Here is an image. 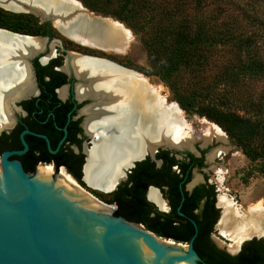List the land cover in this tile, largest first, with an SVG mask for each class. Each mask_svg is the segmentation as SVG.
Here are the masks:
<instances>
[{
	"label": "bare ground",
	"instance_id": "obj_1",
	"mask_svg": "<svg viewBox=\"0 0 264 264\" xmlns=\"http://www.w3.org/2000/svg\"><path fill=\"white\" fill-rule=\"evenodd\" d=\"M38 6H46L50 11L60 9L62 20L60 22L53 19V24L64 34L73 33L76 37L79 36L77 30H82L98 32L106 37V42L103 41L102 44L84 46L109 51L110 44L118 42L124 32L119 24L107 19L100 21L94 18L91 23L84 22L81 19L82 14L78 11L81 5L74 0H41ZM43 46L44 42L39 38L22 39L0 32V92L3 114L7 121V100L18 99L33 92L31 82L29 83L30 70L26 58L43 49ZM53 52L51 45L50 55ZM67 63L71 64L75 76L82 81L76 88L78 98L90 97L96 100L93 107L85 109L87 118L84 124L86 132L97 137L93 148L87 152L88 163L85 168L86 183L93 189L107 192L109 183L111 185L119 180V167L123 168L129 159L139 157L147 150L153 152L157 146L191 149L195 140L203 142L204 146L213 138L226 141L223 133L215 126L210 125L196 132L186 124L176 105L165 104L163 98L148 96L152 88H148L142 75L132 70L107 60L72 53ZM16 79L24 82L23 88L20 86L14 91L3 88L8 81ZM64 91L60 90V95H63ZM183 128L188 130L184 132ZM53 175L51 165H42L37 168L34 177L62 184L102 209L85 195V190L62 169L56 174V180ZM149 197L163 207V203L156 200L155 191H151ZM217 204L223 209L217 229L231 242L228 251L235 252L241 242L249 238H264V207L261 203L250 204L248 210H242L225 195H220ZM110 208L107 207L103 211L108 214ZM180 246L183 249L177 251L186 252V245Z\"/></svg>",
	"mask_w": 264,
	"mask_h": 264
},
{
	"label": "water",
	"instance_id": "obj_2",
	"mask_svg": "<svg viewBox=\"0 0 264 264\" xmlns=\"http://www.w3.org/2000/svg\"><path fill=\"white\" fill-rule=\"evenodd\" d=\"M39 1L41 0H0V8L12 13L31 14L40 22H49L55 27L53 19L60 22L62 20L60 9L50 11L49 8H45L46 6L39 7ZM78 11L82 14L81 19L86 23L93 22L94 18L100 21L110 19L97 16L82 5ZM55 28L67 39L82 46L106 42V37L98 32L77 30L79 36L74 37L73 33L67 35L59 28ZM0 32L22 39L39 38L44 44L47 42V39L42 37L14 33L1 28ZM25 133L28 131L25 130L21 134L22 150L5 151L0 155V264H198L201 262L192 244L197 232L194 222L195 233L189 243L158 237L146 230L142 224L115 216L109 204L103 203L87 191L84 192L85 195L102 209L62 184L33 177L31 172H26L20 162L9 159L12 155H20L27 151L28 146L23 139ZM159 147L163 148L158 146L153 152L145 151L139 157L134 156L123 167L133 165L134 161L146 155L154 159ZM192 147L191 150L196 152L194 144ZM165 148L180 153L188 150ZM177 155L180 157L179 154ZM115 185V182L111 185L109 183L108 190L113 189ZM107 207L111 209L108 214L103 211ZM255 238L264 240L263 237ZM211 239L216 247L231 255L238 253L242 244L247 241L241 242L235 252H230L227 248H222L220 241L212 237ZM180 245H186L185 254L177 251L183 249Z\"/></svg>",
	"mask_w": 264,
	"mask_h": 264
},
{
	"label": "rangeland",
	"instance_id": "obj_3",
	"mask_svg": "<svg viewBox=\"0 0 264 264\" xmlns=\"http://www.w3.org/2000/svg\"><path fill=\"white\" fill-rule=\"evenodd\" d=\"M74 1L78 2L89 12L97 16L108 17L110 19L107 20H114L115 22L113 23L119 24L124 31L119 41L110 44L109 51H104L102 49L95 50L96 48L93 49L94 47L88 48L89 46H80L76 42L67 39L50 24L53 38L49 45H53V48L56 45H63L67 50L74 52H78L79 50L97 51L99 55H102L106 59L142 75L148 88H152V92H149L148 96L160 99L163 98L162 100L165 104L176 105L182 112L186 124L192 127L196 132L210 125L218 128L223 133L226 141L213 138L206 146L203 145V142L198 140L193 142L205 151V157L208 160L201 170H194L191 182L199 178L212 182L217 190V203L218 197L220 195H225L229 201L235 206L241 207L242 210H248L250 204L256 203H261L264 207V157H259L253 161L249 160L242 153L241 148L228 132L212 120L199 115V110H197V108H200V105L210 104L219 109L249 117L253 122H259L260 135L253 140L252 147L255 149H264V112L258 109L264 106V78L261 76L247 77L246 74L243 73V65L248 61L250 52L260 47L261 50L258 54L264 55V43L250 44V46L245 47V45L241 46L238 40H218L216 46L214 44L206 50L205 56L208 58V63L202 70L187 66L182 67L175 74L171 84V86L175 88V91H173L169 87V83L162 80L158 75L157 71L159 69L150 61L144 43L148 38L153 36V30L157 23L156 20L158 16H162L158 13L166 9L165 5L169 0H141L138 4V12L134 8L131 12L126 10L123 11L122 6L126 0ZM215 1L216 0H205L203 3H197L196 6L194 1H192L188 7L189 11L186 13L187 17L193 19V17L197 18V16L199 17L203 14H211L213 11L212 9H215ZM231 2H238V0H231ZM201 5L203 9L198 11L196 7L199 8ZM169 6L170 3L167 4V7ZM227 7L228 12H226L225 15L228 16L230 10L234 8L232 5H227ZM21 14L33 16L28 13ZM33 17L35 19L27 20V22L40 25V20L35 16ZM166 20V18L162 20L164 21L163 24H168ZM208 25L211 24L209 23ZM208 25H205V27H207L205 30L208 34L217 31L224 32V30H226L224 26L218 27L217 29L212 27V29H210ZM256 26V24L250 25L241 19V21L237 20L235 28L239 29L238 32L244 30L246 33L253 32L256 36L259 33L264 35V29H257ZM173 37L172 34L166 36L165 40L157 44V52H159L161 57L169 55ZM241 40L243 41V39ZM257 41H261V39H257ZM250 42L252 41L246 43ZM251 48L253 49L250 50ZM191 68L194 70H191ZM193 91L200 93L201 98H197V103H195L193 107H190V110H182L176 101V97L178 95L187 97L191 95ZM183 130L186 132L188 129L183 128ZM163 148L166 149L165 147ZM263 149H260L261 152H263ZM36 171L37 169L32 172L33 177ZM56 174L57 172H54V180H56ZM84 189L91 193L90 189ZM100 199H103L101 201L104 203L108 202L105 194L101 193ZM217 206L220 207L218 204ZM222 210L223 209L220 207V218ZM211 237L220 241L222 248L228 249V245L231 244L227 238H223L217 226L211 234Z\"/></svg>",
	"mask_w": 264,
	"mask_h": 264
},
{
	"label": "trees",
	"instance_id": "obj_4",
	"mask_svg": "<svg viewBox=\"0 0 264 264\" xmlns=\"http://www.w3.org/2000/svg\"><path fill=\"white\" fill-rule=\"evenodd\" d=\"M140 1H124L123 11L131 12L133 8L139 11L138 4ZM192 1L196 6L197 3H203L205 0H169L165 5L166 9L158 13L162 16H158L156 20L153 36L144 42L150 61L159 69L157 71L158 75L162 80L169 83V87L173 91H175V88L171 84L175 74L182 67L187 66L202 70L208 63V58L205 56L206 50L214 44L216 46L218 40H238L241 46L245 45V47L250 46V44L264 43L262 33L256 36L253 32L246 33L244 30L238 32L239 29L235 28L237 20L241 21L243 19L250 25L256 24L257 29H264V0H238V2L216 0L215 9H212L211 14H203L205 16L201 15L197 18L193 17V19L188 18L186 15ZM169 3L170 6L167 7ZM227 5H232L234 8L230 10L228 16L225 15L228 12ZM196 9L200 11L203 6L196 7ZM162 17L167 19L168 24H163L164 21L162 20L164 19ZM30 19L35 18L21 13L8 12L0 8L1 28L26 35L49 34L53 36L52 28L48 23L42 25L30 24L27 22ZM209 23L211 25H208ZM206 24L210 29L224 26L226 30L208 34L205 30L207 28L205 27ZM171 34L174 37L172 38L169 55L161 57L157 52V44ZM257 39H261V41H257ZM248 41L252 42L246 43ZM260 50V47H257L250 52L248 61L243 65V73L247 77L261 76L264 78V55L258 54ZM191 70L194 69L191 68ZM199 97L201 98V94L193 91L187 97L178 95L176 101L182 110L187 111L197 103ZM199 107L197 108L199 115L212 120L228 132L249 160L253 161L259 157H264L263 148H260L263 149V152H261L259 148L252 147L253 140L260 135L259 122H253L249 117L240 116L235 112L225 111L210 104L200 105ZM263 108L264 106H261L258 109L264 112ZM158 157L163 160V167L177 164L176 160L170 157L167 151L159 152ZM23 169L26 172H33V168L29 170L24 166ZM161 171L163 170L161 169L159 172ZM202 188L203 186L196 188L190 195L185 193V200H172V212L168 214L154 213L152 206L146 200H142L140 196H136L134 192L127 195L128 199L125 198L126 200H108L107 203L115 202L117 204V210L114 211L115 216L123 217L129 222L142 224L146 230L156 236L179 243H189L195 233L194 222L197 232L192 244L201 259L198 264H264V240L262 238L254 237L245 241L239 252L234 255L216 247L210 238L213 233V225L218 219V210L214 207L215 200L213 198L212 200H205L200 212L194 213L200 206L202 201L200 199L203 196V194L196 195V192ZM131 191L133 189L129 190V192ZM178 207L182 215L177 212Z\"/></svg>",
	"mask_w": 264,
	"mask_h": 264
},
{
	"label": "flooded vegetation",
	"instance_id": "obj_5",
	"mask_svg": "<svg viewBox=\"0 0 264 264\" xmlns=\"http://www.w3.org/2000/svg\"><path fill=\"white\" fill-rule=\"evenodd\" d=\"M45 23L51 24L41 22L40 25ZM37 37L47 39V42L36 55L26 58L28 70H30L29 83L31 82L33 92L18 99L7 100L9 121L3 114L0 92V155L5 151L22 150L21 134L26 130L28 133L23 135V139L27 143V151L9 157L11 160L20 162L23 168L24 166L29 170L33 168L34 172L39 166L51 165L55 173L62 169L83 189H90V194H94L95 196H93L98 200H103L100 199L101 193L107 196V200H126L128 199L126 196L134 192L136 196H140L142 200H146L152 206L154 213H171L172 200H185V193L190 195L196 188L203 186L196 192V195L203 194V196L200 199L202 200L200 206L194 213L200 212L205 200L213 198L215 200L214 207L218 210V219L220 218L217 190L213 183L200 178L191 182L194 170H201L208 160L205 157V151L194 143L196 152L191 150L193 148L180 153L159 147L154 159L146 155L144 158L134 161L131 166L119 167L120 177L113 189L106 192L91 188L86 183L85 168L88 163L87 152L93 148L97 137L88 134L84 124L87 118L85 109L93 107L96 100L90 97L78 98L76 88L77 84L82 81L75 76L71 64L67 62H69L71 53L94 59L106 58L99 55L97 51L79 50L74 52L67 50L63 45L54 46V52L50 55L49 44L53 36L44 34L37 35ZM64 65H67V69L64 68ZM21 81L19 79L8 81L9 85L6 84L3 88H10L13 91L20 86L23 88L24 82ZM62 89L65 91L63 95H60L59 92ZM161 151H167L177 164L163 167V160L158 157ZM167 168H169L168 171ZM161 169L163 171L159 172ZM130 189L133 191L129 192ZM151 191L156 192V200L163 203V207L149 197ZM109 205L113 206L114 214L118 207L117 204L112 202ZM178 208L177 212L181 213ZM216 222L213 225V231Z\"/></svg>",
	"mask_w": 264,
	"mask_h": 264
}]
</instances>
